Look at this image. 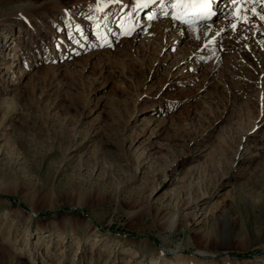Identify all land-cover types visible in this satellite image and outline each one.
Instances as JSON below:
<instances>
[{
    "label": "rangeland",
    "instance_id": "rangeland-1",
    "mask_svg": "<svg viewBox=\"0 0 264 264\" xmlns=\"http://www.w3.org/2000/svg\"><path fill=\"white\" fill-rule=\"evenodd\" d=\"M159 1L0 0V264H264V0Z\"/></svg>",
    "mask_w": 264,
    "mask_h": 264
},
{
    "label": "bare ground",
    "instance_id": "bare-ground-1",
    "mask_svg": "<svg viewBox=\"0 0 264 264\" xmlns=\"http://www.w3.org/2000/svg\"><path fill=\"white\" fill-rule=\"evenodd\" d=\"M221 3H222L221 6L223 7L218 8V11L224 12L221 15H225V12L228 11L227 8L229 7L230 4L228 0H223ZM175 5L177 8L178 19L181 20V22L183 23V26L202 24L205 22L206 19L212 18L211 14L212 12H214L212 5H210V3L208 4L207 7H205L203 4H198V3H193V2L188 3V2H182V0H175ZM161 8L163 9L162 15H164L168 8L167 2L165 0H160L157 3V5L148 12L147 17L153 18L154 16H156V11ZM173 25H174L173 22L166 21L164 28L173 27ZM12 59L13 60H12L11 66L13 65L15 60L16 61L19 60V57L18 55L16 56V54H14L12 56ZM201 256L205 257L206 255H201Z\"/></svg>",
    "mask_w": 264,
    "mask_h": 264
},
{
    "label": "snow or ice",
    "instance_id": "snow-or-ice-1",
    "mask_svg": "<svg viewBox=\"0 0 264 264\" xmlns=\"http://www.w3.org/2000/svg\"><path fill=\"white\" fill-rule=\"evenodd\" d=\"M182 2H193V3L203 4L205 7H207L209 4V0H182ZM145 3H147V0H145Z\"/></svg>",
    "mask_w": 264,
    "mask_h": 264
}]
</instances>
